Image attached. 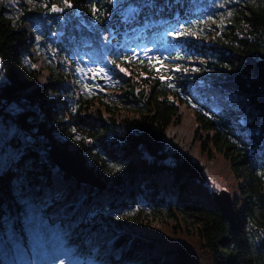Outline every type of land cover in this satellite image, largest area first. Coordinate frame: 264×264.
<instances>
[{
    "label": "trees",
    "instance_id": "obj_1",
    "mask_svg": "<svg viewBox=\"0 0 264 264\" xmlns=\"http://www.w3.org/2000/svg\"><path fill=\"white\" fill-rule=\"evenodd\" d=\"M71 3L0 0V74L7 80L0 126L20 130L9 143L24 154L33 183L58 170L50 149L81 160L102 188L58 171L104 210L98 219L110 226L109 236L115 233V250L127 252L125 264H264V0ZM129 6L137 11L129 14ZM181 26L198 35H170ZM162 28L177 50L151 55L169 69L177 63L200 69H166L177 77V90L156 78L147 60H117L131 76L106 64ZM89 58H102L111 77L105 91L75 72ZM13 104L22 111L9 112ZM209 178L229 189L235 229L214 202ZM14 181V173L0 178V234L11 230L25 249L29 231L14 220L20 211ZM182 234L200 243L197 252L178 240ZM71 240L82 261L96 257L88 228L76 229Z\"/></svg>",
    "mask_w": 264,
    "mask_h": 264
},
{
    "label": "snow or ice",
    "instance_id": "obj_2",
    "mask_svg": "<svg viewBox=\"0 0 264 264\" xmlns=\"http://www.w3.org/2000/svg\"><path fill=\"white\" fill-rule=\"evenodd\" d=\"M108 2L112 3V0H108ZM63 3L67 8L73 7L71 0H63ZM220 7H224V4H220ZM51 10L61 11L55 6ZM91 11L93 18H96L100 13V9L95 4L92 5ZM126 11L133 14L137 9L129 6ZM228 15L231 16L232 13L229 12ZM170 35L177 38L184 35L196 37L198 33L192 31L191 28L181 26V30H174ZM37 39L41 38L38 37ZM151 52V49H143L142 53L145 59H141V54L133 50L128 55H118L116 59L106 60V64L114 65L119 72L131 76V73L122 66V63H130L135 60L143 64L147 60L150 67L157 72L158 76L156 78L166 83L173 90H177V85L173 83L177 77L165 74L166 69L171 72H183L185 74L189 71L198 72L200 70L195 66L190 69L182 67L179 63L169 69V65L160 56H153ZM117 60L122 63H118ZM95 63L93 61V64ZM75 72L87 81L101 79L111 81L105 67L78 66L75 68ZM145 79H147L146 76ZM6 85L5 76L0 74V89ZM92 86L101 92L105 91L100 84H93ZM85 88L91 90L88 84H85ZM186 99L193 108L197 107V104L192 102V98L188 97ZM8 111L18 113L22 109L13 104L9 106ZM72 111L75 112L76 109L73 108ZM72 131L75 132L76 129L73 128ZM3 134L12 138H19L20 130L9 126L3 130ZM23 139L26 146L30 144V137L25 136ZM113 167L116 172L121 171V168L116 167V165H113ZM30 170L31 166L24 162L22 152L19 150L5 152L0 149V178L8 173L15 174V193L20 211L14 220L30 229L34 236V247L30 251L19 247L15 242L14 234L9 238L8 252L13 259L22 257L27 252L28 255L34 258L36 256L40 257L46 261V264H80V250L70 246L72 244L71 235L78 228H88L89 236L93 238L95 245L91 248V251L96 253V257L90 264H125L127 252L123 249L120 251L115 250L111 242L115 233L113 232L112 236H109L108 229L110 226L98 219L100 212L104 210L95 209L88 203L86 189L83 186L77 188L73 183L66 181L58 170L50 177L45 178L44 181L34 184L28 175ZM261 175H264V173H261ZM106 214L111 215V213ZM123 218L121 216L115 217L116 220ZM57 224L60 228L54 230ZM128 251L130 252V249Z\"/></svg>",
    "mask_w": 264,
    "mask_h": 264
},
{
    "label": "rangeland",
    "instance_id": "obj_3",
    "mask_svg": "<svg viewBox=\"0 0 264 264\" xmlns=\"http://www.w3.org/2000/svg\"><path fill=\"white\" fill-rule=\"evenodd\" d=\"M165 32V30L161 31V33H155V35H151L149 38H147V40L145 41L146 43L144 45L142 44H136V51L140 54L142 53L143 49H160L161 46L155 44L156 41L160 40L161 34H163ZM164 48V47H162ZM176 49V48H173ZM42 50L43 52L46 50V46H42ZM166 50H170V49H164ZM102 58H97V60H95V58H89V60L87 61H83L80 60L81 63L85 66L88 67H92V65L90 64V62L93 64V61H95L96 63L94 65L96 66H100V60ZM106 80H97V84H106ZM5 128L0 126V149H3L5 152H12L15 151L16 149H13L14 146H12V144L9 143V141L11 140L12 137L9 136H5L3 134V130ZM209 183H214L213 185L208 184L211 189L210 192L212 191H220V190H225L227 192H229V189L220 187L218 184H216L215 182H213V179L209 178L208 180ZM218 186V187H217ZM230 194V192H229ZM231 196V194H230ZM54 230H57V228L54 227ZM28 233H29V242L27 244V247L25 248L26 250H31L34 247V236L33 233L31 232L30 229H28ZM14 233L11 232V230H8L4 235L0 234V261L2 262V264H46V261H44L43 259H41L40 257L36 256L35 258L31 255H28L27 252L25 253L24 256L13 259V257L9 254L8 252V241L9 238L13 235ZM15 237V242L20 246L19 243V238L14 234ZM178 240H182L184 242H186L187 244H189L192 247V250L194 252H197L199 247L201 246L199 242L196 241V239L194 237H187L185 236V234H182L181 236H179ZM22 249H24L23 247H21ZM93 259H91L90 257H86L83 261L80 259L79 257V261H81V263L83 262V264H90V262Z\"/></svg>",
    "mask_w": 264,
    "mask_h": 264
},
{
    "label": "water",
    "instance_id": "obj_4",
    "mask_svg": "<svg viewBox=\"0 0 264 264\" xmlns=\"http://www.w3.org/2000/svg\"><path fill=\"white\" fill-rule=\"evenodd\" d=\"M49 159L54 166L65 174L74 178L76 182L89 184L96 188H102L103 183L96 175L74 154L50 149L48 151ZM211 196L219 206V209L225 219L230 222V225L235 229V211L229 192L225 190L212 191Z\"/></svg>",
    "mask_w": 264,
    "mask_h": 264
}]
</instances>
